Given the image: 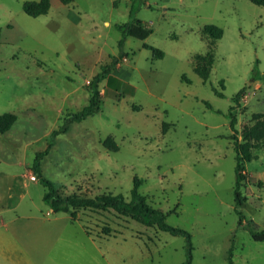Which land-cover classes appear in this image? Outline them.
Here are the masks:
<instances>
[{"label":"rangeland","instance_id":"374dc122","mask_svg":"<svg viewBox=\"0 0 264 264\" xmlns=\"http://www.w3.org/2000/svg\"><path fill=\"white\" fill-rule=\"evenodd\" d=\"M24 1L0 0V114L17 116L0 133V237L15 257H24L21 264L187 259L182 236L113 211L81 209L72 219L42 200L34 157L64 116L87 104L90 80L110 62L98 83L100 111L54 139L41 160L43 175L62 194L126 199L137 177L148 204L190 233V264H228L230 248L233 264H264V240L252 239L244 226L250 221L264 230V140L245 163L244 203L236 206L226 116L233 107L242 142L243 128L264 113V8L248 0H50L46 14L30 17ZM132 18L152 33L144 41L126 37L119 50L116 26ZM207 25L219 27L221 37L212 40ZM143 43L162 50L163 58L153 59ZM208 52L212 63L203 82L194 67L207 64ZM15 261L1 264H20Z\"/></svg>","mask_w":264,"mask_h":264},{"label":"trees","instance_id":"16d2710c","mask_svg":"<svg viewBox=\"0 0 264 264\" xmlns=\"http://www.w3.org/2000/svg\"><path fill=\"white\" fill-rule=\"evenodd\" d=\"M63 4H67L72 0H59ZM251 3L262 6L264 8V0H248ZM116 6V2H113ZM50 8V0H27L22 4L23 12L30 17H37L44 15ZM134 14L133 10H130V15ZM121 33V39L118 41L119 50L122 48L123 42L126 37H133L144 41L151 33L152 30L142 24V22L136 18H132L130 21L119 24L116 26ZM217 31V32H215ZM204 32L212 38L217 40L221 37L222 30L219 27L213 25H207L204 28ZM142 47L148 49L153 59H161L164 56V52L158 48H155L149 44L143 43ZM119 55H122L120 52ZM206 59L207 64L203 66L196 65L194 71L205 82L209 77V68L212 63V53L208 52ZM115 60V58H113ZM114 62H110L102 71L96 74L88 84V101L79 111L74 113H67L61 126L53 130L50 133V138L47 146L44 150L36 153L31 171L35 176V179L41 183L44 187V193L42 196L43 202L52 210L53 213L65 212L69 213L74 219L75 211L81 209H89L94 211H113L119 215L129 217L136 222L147 226H155L159 231L166 232L172 236H182L187 243V259L182 264L191 263V236L190 233L182 228L174 227L166 223L167 213L161 209L153 208L147 202L146 197L139 191L141 180L137 177L133 178V186L130 190L129 199H126L121 194H101L96 196H82L77 194H62L59 192L56 184L46 178L41 171V160L50 151L54 139L69 129L70 125L74 122H81L88 116H92L100 111V98L101 93L98 88V83L104 78L113 67ZM244 89L238 91L232 100L237 103L239 98L243 95ZM218 96L222 94L216 92ZM210 108V105L207 104ZM233 107H230L226 116L229 118V127L232 132V143L235 151V184L233 188L234 203L236 206H240L244 203V198L240 194V187L246 179L245 163L256 158V155L252 153L258 143L264 140V113H256L253 115L254 122L243 128L241 136L243 141L240 142L236 136L235 123L236 118L231 113ZM17 120V116L10 112H4L0 114V133H5ZM167 125L163 124V131L166 130ZM105 145L109 149H115V144L110 137L105 139ZM239 225H242L243 216L238 213ZM245 228L248 230L250 236L255 241L264 240V230H257L252 222H247ZM106 228V232H107ZM228 264H233L232 261V249L228 250Z\"/></svg>","mask_w":264,"mask_h":264},{"label":"crops","instance_id":"0c3cea01","mask_svg":"<svg viewBox=\"0 0 264 264\" xmlns=\"http://www.w3.org/2000/svg\"><path fill=\"white\" fill-rule=\"evenodd\" d=\"M20 251V249H18ZM14 252L12 250H10V248L7 247V245L4 243L3 241V237H0V256H1V260H0V264L2 262V260H4L5 262L8 260H16L14 263H20L24 262V257H20L19 254H16V257L13 255Z\"/></svg>","mask_w":264,"mask_h":264},{"label":"built area","instance_id":"2783aa9c","mask_svg":"<svg viewBox=\"0 0 264 264\" xmlns=\"http://www.w3.org/2000/svg\"><path fill=\"white\" fill-rule=\"evenodd\" d=\"M32 179H34V176H31Z\"/></svg>","mask_w":264,"mask_h":264}]
</instances>
